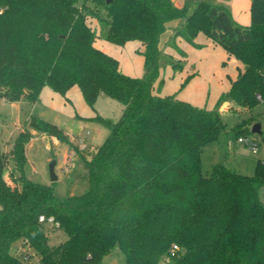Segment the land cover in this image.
<instances>
[{"label": "trees", "instance_id": "trees-1", "mask_svg": "<svg viewBox=\"0 0 264 264\" xmlns=\"http://www.w3.org/2000/svg\"><path fill=\"white\" fill-rule=\"evenodd\" d=\"M96 19L108 26L104 36ZM172 19L180 22L175 37L201 47L196 38L204 33L240 63L213 108L178 97L191 75L173 93L155 84L161 36ZM99 35L119 46L137 42L144 74L123 72L120 60L96 45ZM45 86L70 101L77 87L94 110L101 94L110 95L123 112L116 121L89 117L110 131L90 156L79 151L89 180L81 193L59 196L52 184L26 175L28 129L9 151L10 180L0 146V264H101L116 247L126 264H264V161L254 175L224 160L209 172L202 164L208 142L243 133L241 125L227 128L222 102L250 108L264 99V0H252L248 25L211 0H0V97L37 102ZM25 125L72 143L35 113ZM41 215L60 223L63 241L49 242Z\"/></svg>", "mask_w": 264, "mask_h": 264}, {"label": "rangeland", "instance_id": "rangeland-1", "mask_svg": "<svg viewBox=\"0 0 264 264\" xmlns=\"http://www.w3.org/2000/svg\"><path fill=\"white\" fill-rule=\"evenodd\" d=\"M194 1L174 0V3H181L183 6ZM211 1L225 4L226 0ZM172 22L177 25L176 19L169 20L161 36L165 52L160 60V72L155 84L157 87L160 86L162 93H173L178 91L186 78L191 75L188 83L178 92V97L202 107L213 108L220 94L229 90L230 77H235L238 62L224 47L213 43L212 40L207 39L208 37H205L206 41L201 47L192 45L187 49L184 43L180 45L176 37L172 36V31L175 32V29L173 30L175 26L171 27ZM94 27L103 36L108 29L107 24L100 19H96ZM135 43V48L129 45L124 47L117 45L119 49L117 57L123 72L139 76L144 74L145 68L143 57L137 51L139 44L132 42L131 45ZM170 49L176 52L172 54ZM49 88L42 90L37 102L26 98L13 101L0 97V146L6 154L3 173L10 180L13 158L9 151L19 133L28 129L31 135L26 143V175L39 182L52 184L59 196L81 193L88 187L89 180L79 151L90 156L104 142L110 131L101 122L81 115L93 112L94 115L100 114L116 121L121 116L124 105L110 95L101 94L95 102L94 110L86 103L79 89L81 99L76 100L72 89L68 93L71 97L70 101ZM31 113L62 127L69 134L72 143L62 142L39 129L25 125ZM219 113L227 128L231 129L239 125L243 127L240 136L245 140L237 139L229 143L224 140L208 142L202 154L204 170L209 172L214 164L224 160L232 168L254 175L258 162L264 161V99L250 108L238 104L233 99L225 100L219 108ZM256 123L261 125L259 132L252 130ZM81 139L85 147H82ZM53 161H55L56 180L52 179L50 171ZM260 191L262 194L263 188ZM47 234L51 244H58L66 237L63 230L50 224H47ZM19 245L20 241L14 242L12 251ZM125 260V253L116 247L104 256L101 264H126Z\"/></svg>", "mask_w": 264, "mask_h": 264}, {"label": "crops", "instance_id": "crops-1", "mask_svg": "<svg viewBox=\"0 0 264 264\" xmlns=\"http://www.w3.org/2000/svg\"><path fill=\"white\" fill-rule=\"evenodd\" d=\"M174 1V0H173ZM195 1H197V0H195ZM251 2H252V0H226L225 1V5H227L228 7H229V9L231 10V13H232V16L234 17V19L237 21V22H239L240 24H243V25H248V24H250L251 23ZM176 4V3H175ZM177 6H181L182 4L181 3H177L176 4ZM172 26H175L174 28H173V30L174 29H176V28H178L179 26H180V22L177 20V25H175V24H173V22H172V25H171V27ZM174 33V31H172V36L174 35L173 34ZM205 37H207L204 33H200L198 36H197V38H196V42L197 43H200V44H202L203 42H205L206 41V38ZM208 39V38H207ZM176 40H178L179 41V44L180 45H183V43H184V46L188 49V47H191L192 46V44H190V43H188L184 38H182L181 36H178V37H176ZM133 42V41H132ZM132 42H128L126 45H129L130 47H136V43L133 45H131V43ZM214 43V42H213ZM138 44V43H137ZM162 44V43H161ZM178 44V45H179ZM96 45L98 46V47H100L101 49H103V50H105L106 52H113V53H110V54H114V56H118V48H117V44H114V43H112V42H108V40H106L105 38H103V37H101L100 35L97 37V39H96ZM118 47H124V46H119L118 45ZM139 47V46H138ZM164 47V46H163ZM195 47V46H194ZM124 49V48H123ZM170 52H172V54L173 53H175L176 51L175 50H169ZM174 51V52H173ZM118 58V57H117ZM235 59V58H234ZM236 60V59H235ZM237 61V60H236ZM226 62V61H225ZM238 63L236 64L237 66L240 64L239 63V61H237ZM120 64H121V62H120ZM238 69V68H237ZM237 73H238V70H237ZM237 73L235 74V77L237 76ZM234 77V78H235ZM232 77H230V79H231ZM47 87H50V86H45L43 89H45V88H47ZM51 88V87H50ZM49 88V89H50ZM52 89V88H51ZM72 89H74V95L76 96V100L77 101H79L81 98H79L80 97V95H79V92H78V88L77 87H73ZM71 89V90H72ZM71 90L68 92V93H70L71 92ZM52 91V90H51ZM92 114H90V113H84V114H82L81 116L82 117H84V118H89V117H91V116H93L94 115V113L93 112H91ZM263 188V190H264V186L262 187ZM261 188V189H262ZM260 196H261V198H262V200H263V202H264V191H263V193L261 194V191H260Z\"/></svg>", "mask_w": 264, "mask_h": 264}, {"label": "built area", "instance_id": "built-area-1", "mask_svg": "<svg viewBox=\"0 0 264 264\" xmlns=\"http://www.w3.org/2000/svg\"><path fill=\"white\" fill-rule=\"evenodd\" d=\"M258 97H261V95H259ZM244 140H245V138H243V137L239 138V141H244ZM80 143H82V147L83 146L85 147L82 139L80 140ZM39 219H40V221H44V222L50 224L51 226H55L56 228H59V226H60V223L58 221H56L53 217H49L46 219V217L44 215H41ZM177 247H178L177 245H174V248H177Z\"/></svg>", "mask_w": 264, "mask_h": 264}, {"label": "water", "instance_id": "water-1", "mask_svg": "<svg viewBox=\"0 0 264 264\" xmlns=\"http://www.w3.org/2000/svg\"><path fill=\"white\" fill-rule=\"evenodd\" d=\"M113 0H105V2L107 4H110L112 3ZM253 131L255 132H259L261 130V125L260 123H256L254 124L253 128H252ZM50 171H51V177L53 180H56L57 179V175L55 173V161H53L50 165Z\"/></svg>", "mask_w": 264, "mask_h": 264}]
</instances>
